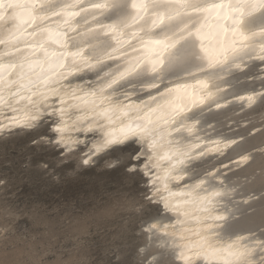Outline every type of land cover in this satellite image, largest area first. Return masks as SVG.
<instances>
[{"label":"snow or ice","instance_id":"1","mask_svg":"<svg viewBox=\"0 0 264 264\" xmlns=\"http://www.w3.org/2000/svg\"><path fill=\"white\" fill-rule=\"evenodd\" d=\"M254 60L264 0H0V133L46 126L58 155H110L143 183L155 210L137 226L174 264H264V227L232 230L264 191L237 198L220 159L237 140L216 127L264 103V82L236 91Z\"/></svg>","mask_w":264,"mask_h":264},{"label":"rangeland","instance_id":"2","mask_svg":"<svg viewBox=\"0 0 264 264\" xmlns=\"http://www.w3.org/2000/svg\"><path fill=\"white\" fill-rule=\"evenodd\" d=\"M264 104L238 112L248 117L233 134L244 135L238 146L264 143ZM248 134V135H247ZM36 133H16L0 139V264H156L143 251L145 236L137 226L146 209L136 179L104 163L83 167L75 155L61 157L45 143L33 144ZM47 164L48 167L43 165ZM243 189L264 188V151L235 171ZM235 177V176H234ZM241 178V179H240ZM246 188V189H247ZM236 224L264 227V206L241 215ZM158 250L152 244L149 251ZM167 264H172L169 259Z\"/></svg>","mask_w":264,"mask_h":264},{"label":"bare ground","instance_id":"3","mask_svg":"<svg viewBox=\"0 0 264 264\" xmlns=\"http://www.w3.org/2000/svg\"><path fill=\"white\" fill-rule=\"evenodd\" d=\"M248 72V75L246 76H241L240 78V83L237 84L236 86V91H239L241 94H245L248 91H251L253 88H255L257 91H261L262 90V82H264V64H262L259 60H254L250 63L249 68L246 70ZM264 104L261 103L259 100L256 101L255 104H253L251 107H247L245 106L243 109H241L240 107V102H235L232 105H229L227 109H222L220 111V114L217 116L216 118V127L217 130L222 133L223 136L225 137H230L233 139L237 140V144L240 143V141L243 139L244 135L242 134H233L234 132L231 131V128L236 125L241 124V126H244L246 124V122H248V117H244L239 119L238 121L233 120V117L236 113L238 112H246L249 110H252L253 108ZM262 118L264 119V111L262 113ZM264 121V120H263ZM264 126V122L261 125L258 126H254L252 128H250L248 130V134H251L253 132H256L259 128ZM19 129L13 131L16 132ZM8 133H0L1 135H6ZM247 134V135H248ZM240 145H233L231 148L226 149L224 152V155L220 157L221 160H223V162L225 164H228L229 167L233 168L234 171H238L241 170L243 168H245L250 162L251 160L247 163H241L239 168H235V166L231 163L232 161H238V158L241 154H250L252 156V153L255 150H263L264 151V143L260 144L259 146H255L252 148H241L240 149ZM83 158V157H82ZM229 175H231V173H229ZM234 180H237L238 178L233 177ZM241 179V178H240ZM240 182L241 188L240 191L238 193L237 198L239 199L241 196H246L252 192H255L257 195L260 194L261 191H264V188L261 191H257V188H245L243 189L244 185L242 183V179ZM241 215H239L237 217V219L240 217ZM235 219V220H237ZM235 220L232 222V230L235 232H245L249 229H259V228H249V227H243L241 226L240 223L236 224L234 223ZM159 243L161 244V242L159 241Z\"/></svg>","mask_w":264,"mask_h":264},{"label":"water","instance_id":"4","mask_svg":"<svg viewBox=\"0 0 264 264\" xmlns=\"http://www.w3.org/2000/svg\"><path fill=\"white\" fill-rule=\"evenodd\" d=\"M16 133H36V135L32 136L31 138V141L33 143V141H37V143H33V144H38V142H40V137L44 134H47V135H51V132L48 130V128L46 126H42V127H39V128H36V129H33V130H18L16 132H12L11 134H6V135H1L0 136V139L1 138H4V137H8V136H11L13 134H16ZM46 144V143H45ZM48 145V144H47ZM50 147H53L52 145H48ZM83 147V146H82ZM54 148V147H53ZM55 149V148H54ZM55 151L59 152L60 150L59 149H55ZM84 151L86 152L87 151V148H84ZM77 158V161L80 163V165H82L83 167H91V166H95L97 165L101 159H104V163L107 164L109 166L110 164V161L112 160V157L110 155H106V154H101V156L99 157H94V160H95V163L93 164H89V165H84L82 163V157H83V154L80 153V152H77L76 154H74ZM61 156V155H60ZM66 156H69V155H64V156H61V157H66ZM125 159V157H122V160ZM114 168V167H113ZM126 175L130 176L131 179L135 180L136 178L132 177L128 172L127 170H122ZM140 188L143 190V183H140L139 184ZM141 190V192L139 193V198L141 200V205L138 207V211L139 210H144L146 209L147 212H153L154 213V210H155V206L154 205H149V203L147 201H145L143 199V191ZM146 212V213H147ZM144 234V233H143ZM145 236V241H144V248L142 249L143 251H147V258H151V256L155 257V260H152V262H155L156 260H159V258L162 256L161 253H170L169 250L165 249L164 247H162V245L159 243L158 240H150L148 238V236L146 234H144ZM152 244H155L157 247H158V250H154V251H149L148 253V249H150L151 245ZM152 257V259H153ZM168 260H160V264H167L169 262V259L170 261L172 262V264H174V258L172 257V255L170 254L169 257H167Z\"/></svg>","mask_w":264,"mask_h":264}]
</instances>
